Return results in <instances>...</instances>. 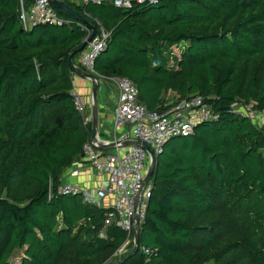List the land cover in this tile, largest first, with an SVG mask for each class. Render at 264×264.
<instances>
[{
  "label": "trees",
  "instance_id": "trees-1",
  "mask_svg": "<svg viewBox=\"0 0 264 264\" xmlns=\"http://www.w3.org/2000/svg\"><path fill=\"white\" fill-rule=\"evenodd\" d=\"M63 1L111 33L100 75L133 80L149 110L199 95L218 118L166 143L140 248L119 257L126 231L100 237L108 209L58 191L91 137L70 65L89 30L58 8L62 25L24 28L20 0H0V264L18 250L21 264H264V131L234 108L264 110V0ZM223 216L227 242L213 233Z\"/></svg>",
  "mask_w": 264,
  "mask_h": 264
},
{
  "label": "built area",
  "instance_id": "built-area-1",
  "mask_svg": "<svg viewBox=\"0 0 264 264\" xmlns=\"http://www.w3.org/2000/svg\"><path fill=\"white\" fill-rule=\"evenodd\" d=\"M84 1L97 4L108 2L129 8L134 2L156 3L158 0ZM19 16L24 28L42 24L62 25L66 22L57 12L52 0H31L30 4L20 0ZM97 23V34L81 53V68L78 67L94 75L98 83L106 80L116 85L118 104L115 110V125H128L129 129L115 140H104L98 135L100 143L94 142L93 116L85 97L74 89L72 94L76 109L82 117L83 126L91 132V137L84 144L80 162L98 174L106 176V181L94 190L63 181L58 191L63 195H82L86 201L107 208L100 237L105 238L106 229L114 225L126 231L127 239L116 252L117 255H122L127 252L131 243L135 244V234L145 219L151 196L152 185L150 180L146 181L152 164L149 149L155 155H159L163 153L166 143L171 138L189 137L194 134L200 123L215 120L218 115L213 106L199 95L181 99L175 105H165L163 109L149 110L140 102L139 88L133 80L127 77L106 78L100 75L95 69V63L105 49L111 33L98 20ZM238 106L246 108L248 112L238 109ZM234 108L250 117L253 123L264 131V110L254 109L252 104L246 106L235 104ZM101 143L104 145L115 143V152L101 148ZM107 199L111 200L109 206L105 205Z\"/></svg>",
  "mask_w": 264,
  "mask_h": 264
},
{
  "label": "crops",
  "instance_id": "crops-1",
  "mask_svg": "<svg viewBox=\"0 0 264 264\" xmlns=\"http://www.w3.org/2000/svg\"><path fill=\"white\" fill-rule=\"evenodd\" d=\"M80 2V0H71ZM80 62V57H79ZM73 90L76 89L86 99L89 111L93 116V101H92V84L88 78L74 72L73 74ZM166 99L170 96H175L174 92H169ZM118 104V90L115 84L103 80L99 82V90L97 97L98 109V135L104 140H115L129 129L128 125H115V110ZM93 126V123H92ZM93 133V132H92ZM109 152H115V149H107ZM63 181H69L95 189L101 183L106 181V176L98 174L90 167L82 164L80 160L75 162L63 174ZM111 200L107 199L105 205L109 206Z\"/></svg>",
  "mask_w": 264,
  "mask_h": 264
},
{
  "label": "water",
  "instance_id": "water-1",
  "mask_svg": "<svg viewBox=\"0 0 264 264\" xmlns=\"http://www.w3.org/2000/svg\"><path fill=\"white\" fill-rule=\"evenodd\" d=\"M53 4L55 6V8H58L66 13H68L73 20H75L76 22L80 23L81 25H84L88 30L91 31V34L84 40V44H83V48H86L87 45L89 44V42L92 41V39L96 36L97 34V26L92 25L86 18H84L83 15L77 13L73 8H71L66 2H64L63 0H52ZM38 26V25H36ZM35 27V26H34ZM33 27V28H34ZM81 50V51H82ZM70 65L72 66L73 70L75 72H77L78 74L84 76L85 78H88L89 80H91V84H92V101H93V133H92V140L94 142H99L97 136H98V109H97V97H98V90H99V83L97 78L90 74L87 73L85 71H83L82 69H80L73 60V55L70 57ZM192 136V135H191ZM177 137H183V136H177ZM100 143V142H99ZM101 148H105V149H114L115 148V143H111L110 145H104V144H100ZM147 149H149L148 147H146ZM150 155L152 158V164H151V168L150 171L147 175L146 181L150 180L151 177L153 176L154 173V169H155V165H156V160L158 158L159 155H155V153L150 150ZM140 248V231H137L135 234V245H134V251L133 253H136L138 251V249ZM119 262H115V261H110L106 264H118Z\"/></svg>",
  "mask_w": 264,
  "mask_h": 264
},
{
  "label": "rangeland",
  "instance_id": "rangeland-1",
  "mask_svg": "<svg viewBox=\"0 0 264 264\" xmlns=\"http://www.w3.org/2000/svg\"><path fill=\"white\" fill-rule=\"evenodd\" d=\"M177 50V49H176ZM177 52H179V51H177ZM101 81H103V80H101ZM112 83V82H111ZM114 84V83H113ZM174 96H170V100L172 101V100H174ZM238 109H240V110H244V111H247L248 112V110H246V108H243L242 106H238ZM179 141L180 142H182L183 141V138H181V139H179ZM231 228H232V222H231V220L229 219V218H227L226 216H223L221 219H220V221L214 226V228H213V233L214 234H217V235H219L220 236V240L221 241H223V242H227L228 241V239H229V234H230V230H231ZM229 242H231V241H229ZM233 249L234 248H236V246H231ZM116 254V253H115ZM119 257L121 256V255H118ZM109 257V256H108ZM108 257H106L107 259H109ZM114 257H115V255H114ZM22 258H23V251H21V250H18L15 254H14V256H13V258L11 259V264H21V260H22ZM105 259V258H104ZM110 260H112V259H110ZM110 260H108L107 262H105L104 264H106V263H108V262H110ZM207 264H212V262H209V263H207Z\"/></svg>",
  "mask_w": 264,
  "mask_h": 264
}]
</instances>
